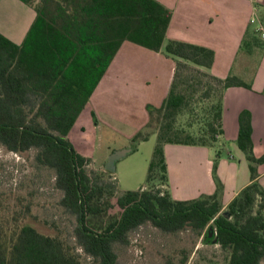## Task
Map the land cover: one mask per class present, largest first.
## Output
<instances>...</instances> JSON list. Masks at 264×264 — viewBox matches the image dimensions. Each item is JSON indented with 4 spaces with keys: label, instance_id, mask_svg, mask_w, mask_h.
<instances>
[{
    "label": "trees",
    "instance_id": "1",
    "mask_svg": "<svg viewBox=\"0 0 264 264\" xmlns=\"http://www.w3.org/2000/svg\"><path fill=\"white\" fill-rule=\"evenodd\" d=\"M20 1L34 7L37 18L21 45L0 33V144L15 153L38 150V163L55 172V187L63 192L60 206L76 220L75 243L29 225L0 231V264H84L83 255L92 264H119L115 245L128 246L130 234L147 223L166 234L188 228L202 234L212 225L215 244L231 252L228 264H263L264 188L258 168L264 156L254 154L250 111L239 116L236 144L249 163L251 183L228 205L229 218L222 213L224 186L218 176L225 93L251 85L234 75L211 74L213 50L167 41L173 13L156 0ZM259 39L255 30L247 33L243 49ZM126 41L163 51L175 62L167 98L160 107L147 106L149 122L132 140L136 151L157 136L145 186L134 191H122L113 172L95 170L93 150L76 146L71 135ZM190 72L206 78L205 86L201 79L190 84L185 75ZM200 86L205 98L218 95L219 101L211 108L206 134L199 136L176 123ZM92 117L96 119L94 113ZM166 145L217 149L216 192L173 199Z\"/></svg>",
    "mask_w": 264,
    "mask_h": 264
},
{
    "label": "crops",
    "instance_id": "2",
    "mask_svg": "<svg viewBox=\"0 0 264 264\" xmlns=\"http://www.w3.org/2000/svg\"><path fill=\"white\" fill-rule=\"evenodd\" d=\"M156 1L173 13L167 41H181L213 50L215 62L209 71L211 74L218 78L234 75L252 87L230 88L224 96L225 134L221 141L223 151L218 176L224 185L222 204L227 206L251 183L249 163L236 144L239 116L243 111L252 114L254 154L257 158L264 156V46L258 47V52L253 46L243 49L247 33L255 29L251 19L258 16L264 26V0ZM36 18L34 7L20 0H0V33L13 43L23 44ZM174 71L175 62L163 51L156 53L124 42L72 131L85 117L87 132L90 128L94 132L92 166L97 171H108L106 167L113 153L132 150L117 162L113 172L119 187L118 169L127 170L131 178L137 179L132 168L136 158L128 159L147 142L140 143L134 151L132 140L149 122L147 106L160 107L167 98ZM126 101L136 104L138 111L136 107L128 108L130 112L123 115L120 104ZM154 150L146 146V157L148 153L153 156ZM216 152L217 149L207 147L165 146L173 199L187 201L216 192L213 178ZM151 159L147 160L148 169ZM258 170L259 182L264 188V164ZM145 183L126 185L125 190H139Z\"/></svg>",
    "mask_w": 264,
    "mask_h": 264
},
{
    "label": "rangeland",
    "instance_id": "3",
    "mask_svg": "<svg viewBox=\"0 0 264 264\" xmlns=\"http://www.w3.org/2000/svg\"><path fill=\"white\" fill-rule=\"evenodd\" d=\"M39 1L35 0V5ZM258 38H260L259 44L253 45L257 52L258 47L262 49V41L264 42L259 34ZM185 75L190 84L198 82L200 79L204 81V86L207 82L206 78L193 72L185 73ZM218 101V95H214L210 99L205 98L200 86L199 92L191 99L190 106L178 118L176 127L186 128L199 136L206 134L205 126L212 116L211 108ZM120 105L123 106V115L128 113V108L132 110L137 106L133 102L127 101L121 102ZM108 112L110 114L111 111ZM85 120L84 117L78 124L72 133V139L76 146H85L90 150L94 145V132L91 128L87 132ZM150 138L137 153L131 155L133 157L130 156L128 159L136 158L132 165L133 171L136 172V180L130 177L127 170L118 169L116 171L117 179L121 182V190H125L126 185L146 182L147 160H150L152 156L148 153L149 158L146 157V146H150L154 150L157 143L155 134ZM37 154L38 150L36 149L24 153L11 152L0 144V231L7 232L29 225L42 234L58 235L74 244L76 220L60 206L63 192L55 187V172L39 164L36 160ZM228 212V205H223L222 213ZM211 229L212 225L207 227L202 234L191 228L176 234H166L151 223H147L130 234L128 246L116 244L115 251L119 257V264H169L170 261L181 263L185 259L187 260L186 264H228L231 252L221 249L214 243V238L209 237ZM82 260L84 264H92L91 259L85 255Z\"/></svg>",
    "mask_w": 264,
    "mask_h": 264
},
{
    "label": "water",
    "instance_id": "4",
    "mask_svg": "<svg viewBox=\"0 0 264 264\" xmlns=\"http://www.w3.org/2000/svg\"><path fill=\"white\" fill-rule=\"evenodd\" d=\"M131 152H132L131 149H125V150H121V151H117V152L113 153L109 158V162H108L106 169L110 172H115L117 162L124 159ZM225 216L227 218H229V215L227 213L225 214ZM213 236H214V234H213L212 229H211V231L209 233V237L212 238ZM216 242H217V240L215 239L214 243H216Z\"/></svg>",
    "mask_w": 264,
    "mask_h": 264
},
{
    "label": "built area",
    "instance_id": "5",
    "mask_svg": "<svg viewBox=\"0 0 264 264\" xmlns=\"http://www.w3.org/2000/svg\"><path fill=\"white\" fill-rule=\"evenodd\" d=\"M251 25L255 27V31L264 39V26L258 16H255L250 21Z\"/></svg>",
    "mask_w": 264,
    "mask_h": 264
}]
</instances>
